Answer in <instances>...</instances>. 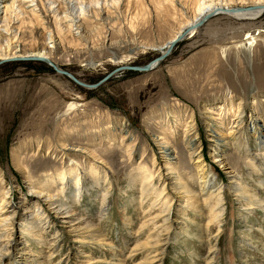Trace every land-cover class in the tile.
Masks as SVG:
<instances>
[{"label":"rangeland","instance_id":"obj_1","mask_svg":"<svg viewBox=\"0 0 264 264\" xmlns=\"http://www.w3.org/2000/svg\"><path fill=\"white\" fill-rule=\"evenodd\" d=\"M34 1L7 14L3 41L49 48V61L85 85L111 76L91 90L40 62L0 65V219L11 207L36 220L20 235L9 227L0 248L11 243L22 264H146L161 250L152 264H264V132L258 141L254 130L264 123V13L218 14L152 71L114 73L153 62L203 0ZM196 158L215 173L212 193L198 187ZM175 175L192 207L174 197ZM35 193L82 219L93 240L73 239ZM152 244L158 253L144 250Z\"/></svg>","mask_w":264,"mask_h":264},{"label":"bare ground","instance_id":"obj_2","mask_svg":"<svg viewBox=\"0 0 264 264\" xmlns=\"http://www.w3.org/2000/svg\"><path fill=\"white\" fill-rule=\"evenodd\" d=\"M7 1L8 0H0V40L5 45V47L2 50L0 49V61L10 60V59H21V58L46 59L49 61L50 52L47 51V49H49V48H42L40 50L32 51V52H22L21 50L18 49V46H14V44L11 43L9 39H6L4 41L2 40L3 37L8 36L7 30H6V28H8L7 25L9 24V22H7V19H8L7 14L8 15H12L13 13L16 14L15 13L16 7L14 9H13V7L16 4L21 5L23 3V1L25 2L26 0H23V1L11 0L10 2H7ZM31 1H34V0H31ZM32 6H30V7H32ZM228 8L239 9L241 11L240 13L238 12V13L225 14L228 17H231L235 20H255L260 15H262V13H264V2L263 1H257V2H253L249 6L228 7L225 4H222V2H220V1L215 3L214 1L205 2L203 0V2L199 3V5L197 6L196 11H195V16L190 21H187L182 26H180L178 28L177 33L174 34V36L168 42H166L165 45L162 46V48H161L162 52H164L167 49L169 44H171V42L178 35H180L181 32H183L184 30H186L187 28L192 26L197 20L202 19L203 17H205L208 13H210L214 9H222L223 10V9H228ZM191 34H193V33H191ZM48 40H51L50 34L48 35ZM254 130H256L255 132L258 135L256 140L259 141V138H260L259 136H262L261 132H264V123L262 125L256 126V128L254 127ZM259 144H264V140H262L261 143H259ZM167 151L168 150L165 149L164 153L168 157V160H171L172 159L170 156L171 152L168 153ZM219 162L221 163V160ZM194 165L196 166V169L198 171V173H197L198 179H199L198 187L200 188L202 195H204L206 193L209 194L210 192L211 193L214 192L213 186L215 184V176H214L215 173L213 172V169H211L210 167H206V165L201 164L199 158H196V160L194 161ZM163 170L166 172V174L169 173V172H167L169 170V168L167 166ZM67 175H69V174H67ZM232 178H233V176H232ZM168 181H170L169 178H168ZM231 185L233 186L232 187L233 189L234 188L236 189V193H238L239 195L241 194L240 196L245 195L244 191H243V187L241 185H239L237 182L234 181V182H232ZM171 186H172V192L174 193L173 194L174 197L176 196L177 199L184 201L185 207L189 208V207L193 206V202H194L193 199H192V202H187V201H189V199H191L189 196V195H191V192L188 189H186L180 181H178L177 175H175L174 184H171ZM143 188H144V186H143ZM146 193H147L146 190L142 189V193L140 195V198L145 197L144 195H146ZM40 195L41 194H37V193H35L34 195L31 194V196L37 198V202H36L38 204L37 209H39L40 211L41 210L47 211L49 209V212H52L54 215L60 216L71 227V228L67 227L66 229H67V233L71 234L73 239H78L80 237H83V238L86 237V239H88V241H83V242H85L87 244L93 240V239H91L92 237H89V234H88V232L90 231L89 226L86 225V223H84V221L82 219L73 218L72 217L73 214H69L64 209H59V208H62V204L59 202H56V200L53 199V197L46 196L45 199H41ZM159 196L162 200V198L164 196L163 190L159 191ZM215 197L218 200L219 194H216ZM247 197H248L247 201H246L248 203L247 206H253L254 196L252 197V195H247ZM162 202H163V204H162L161 213L168 215L169 210H170V206L172 205V203L170 202L169 207H167L166 199L162 200ZM8 204L9 203H7L6 206ZM194 204H195V202H194ZM54 205H57V207H59V208H57V207L53 208ZM0 206L2 209L4 207V202H2ZM43 206H45L46 208L43 209ZM10 209H11L10 214L5 218L0 219V231H2V229L4 230L3 232L0 233V234H2V235H0V238L3 236V234H6L7 229L9 227H13L14 225L18 224V226H19V230H18L19 233L18 234L20 235L22 233V229L25 228L26 225H30V223H34L36 221V220H34V218H31V219H29L30 223H27L25 221L26 219H23V216H22L23 213L19 214L18 213L19 210H13L11 207H10ZM28 213H30V212H28ZM28 213H26V214H28ZM43 215L44 214H42V216ZM71 218L73 220H71ZM72 222L73 223L76 222V223L73 224ZM20 223H22V224H20ZM217 223H219V222H217ZM167 230L168 229H166L165 231H167ZM159 236L160 235H158L157 238ZM144 250L149 251L151 254L155 253V251H157V253L160 251L159 247H157L156 244H154V245L152 244L149 247H144ZM11 251H13L12 244L6 243V246L4 247V249H1L0 260L6 258L8 264H22V263H20V260H21L20 257H17L19 259H15V257L13 255L12 256L10 255ZM153 256H154V254H153ZM153 256L146 258V261H148L146 264L161 263L163 251L161 250L157 255H155L154 257ZM230 259L232 260V258H230ZM231 264H234V262H232Z\"/></svg>","mask_w":264,"mask_h":264},{"label":"water","instance_id":"obj_3","mask_svg":"<svg viewBox=\"0 0 264 264\" xmlns=\"http://www.w3.org/2000/svg\"><path fill=\"white\" fill-rule=\"evenodd\" d=\"M238 12L240 13L241 11L239 9H223V10L222 9H214L210 13H208L205 17L197 20L192 26H190L189 28H187L186 30L181 32V34L178 35L171 42V44H169L167 49L164 52H162L153 62H151L145 66H141V67H133V68L123 67V68L117 69L114 73L119 72V71H123V70H131V71L139 72V73H148V72L152 71L153 69L157 68L159 66V64L161 63V61H163L171 53V51L174 49V47L178 43H180L183 39H185L191 33H194L197 29H199L203 24H205L212 17H214L218 14H231V13H238ZM8 62H40V63H43L46 66H48L49 68H51L53 70V72H55L58 75L64 76L65 78H67L68 80H70L71 82L76 84L77 86H79L81 88L91 89V90L97 88L101 83L106 81L111 76V75L107 76L106 78H104L103 81H101L97 84L85 85V84L79 82L78 80H76L70 74L59 69L52 62H50L46 59H35V58L10 59V60L0 61V65H3V64L8 63Z\"/></svg>","mask_w":264,"mask_h":264}]
</instances>
